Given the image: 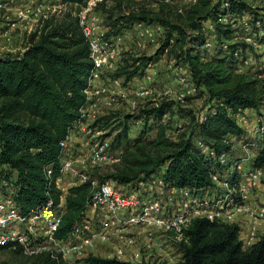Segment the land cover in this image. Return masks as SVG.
I'll list each match as a JSON object with an SVG mask.
<instances>
[{"label": "trees", "instance_id": "obj_1", "mask_svg": "<svg viewBox=\"0 0 264 264\" xmlns=\"http://www.w3.org/2000/svg\"><path fill=\"white\" fill-rule=\"evenodd\" d=\"M62 1L76 9L86 2ZM109 1L110 8L109 4H99L108 19L106 35L121 33L136 21L159 22L166 31L157 53L163 54L169 49L172 54L179 50L171 58L189 66L198 93L207 95L212 105L200 120L191 114V129L176 137H171L169 132L173 128L169 124L171 117L176 114L177 104L173 100L140 105L135 112L124 113L116 124L112 123L114 115L99 117L91 128L102 131L100 137L105 139L110 138L108 130L115 124L119 130L110 145L121 148L120 162L113 165L112 172L99 177H112L124 183L141 175L160 173L173 186L203 189L213 185L211 173L219 170L227 172L233 181L239 175L240 161L231 160L232 147L234 140L245 138L247 132L238 125L234 115L245 108L259 112L264 104V71L238 70L235 54L241 50L239 54L244 55L247 44L235 38L236 27L230 21L219 18L249 13L253 22L260 20L264 28V16H259L247 0H196L182 13L176 4L159 0L154 10L145 5L127 6L128 11L122 14H115V9L122 10L125 1L131 4L135 1ZM64 16L58 21L46 19L38 31L30 34L21 54L0 55V164L16 172L17 203L22 211L37 207L49 196L56 197L57 192L47 188L50 181L53 187V178L46 177L44 168L48 164L57 167L59 143L80 119V109L86 103L85 89L93 68L89 46L76 17L70 13ZM206 20L212 21L215 37L214 53L207 57L199 51L205 39L203 23ZM170 38L173 43L169 42ZM155 58L126 60L113 74L128 81L141 76ZM165 118L169 121L165 122ZM137 121L143 122L142 129L130 138V126ZM197 139L217 155L228 153L226 163L209 158L196 145ZM256 152L251 166H264V138ZM87 194L86 185L69 190L66 210L55 233L57 238L71 229L84 208ZM238 235L235 223L194 219L177 245L181 256L176 264H264V236L244 247ZM0 252L21 257L20 264H67L48 253L29 257L3 246ZM85 263L132 264L95 256L87 257Z\"/></svg>", "mask_w": 264, "mask_h": 264}, {"label": "built area", "instance_id": "obj_2", "mask_svg": "<svg viewBox=\"0 0 264 264\" xmlns=\"http://www.w3.org/2000/svg\"><path fill=\"white\" fill-rule=\"evenodd\" d=\"M161 1L176 4L182 13L196 0H183L181 4L175 0ZM109 2L86 0L79 9L71 10L70 5L62 0H0V14L15 16L10 19L6 14L10 29L23 26L29 36L38 31L51 15L68 12L76 17L88 43L93 68L85 89L86 103L80 109V119L74 126L84 124L89 119L94 123L104 115L98 111L101 105L118 107L125 100L129 104L128 113H133L140 106V101L154 99L151 89L145 85L155 81L156 71L152 63L145 67L141 76H134L126 83L118 81L111 74L119 69L126 53H137L155 41L157 36L164 38L166 28L155 21H136L130 28L132 35L129 36L124 30L107 36L108 25L99 4L108 5ZM224 6H227L226 2ZM248 14H227L219 18L220 21H230L236 27L235 38L247 44L245 51L249 47H258L256 34L252 37L246 35H249L252 27L261 26L260 20L253 22ZM238 22L243 24V31L247 33L238 31ZM203 30L205 34L213 33L211 20L203 23ZM169 42L173 43V38ZM214 43L207 36L202 48L210 52ZM241 52L239 50L235 54L238 57V70L239 63L243 67L250 59V56L244 58L239 54ZM170 62L174 65L175 58H170ZM251 64L255 65V61ZM182 69L184 74L176 79L180 84L179 90L173 92V88L167 87L159 93L176 104L185 103L198 93L189 66L183 64ZM261 106L264 107V104ZM256 112V109L245 108L238 111L234 118L239 126L248 131V119L252 115L257 116ZM259 116L251 130L256 146L264 138V120ZM74 126L59 143L57 167L48 164L44 168L46 177L53 178V187L50 181L47 188H53L57 195L49 196L37 207L28 211L20 209L16 172L0 164V246L10 251L19 250L29 257L48 253L67 264H86L85 259L89 256L132 264H169L165 255L174 246L177 247L183 240L184 231L197 218L235 223L244 247L264 236L256 237V232L264 228V206L254 209L256 197H264V166L250 167L246 171L239 169V175L233 181L227 172L215 170L211 173L213 185L203 189L173 186L160 173L141 175L133 181L122 183L112 177H99L101 174L94 172L101 164L113 168L114 164L120 162L121 152L110 145L108 138L102 139L100 136L103 132L98 129H95V139L77 141L73 134ZM196 145L209 158L220 164L226 163L228 153L217 155L200 139L196 140ZM80 185L88 188L84 208L71 229L63 237L57 238L55 233L66 210V196L72 187ZM240 215H244L243 219L238 218Z\"/></svg>", "mask_w": 264, "mask_h": 264}, {"label": "rangeland", "instance_id": "obj_3", "mask_svg": "<svg viewBox=\"0 0 264 264\" xmlns=\"http://www.w3.org/2000/svg\"><path fill=\"white\" fill-rule=\"evenodd\" d=\"M158 1L159 0H138V1H135V4H131L125 1L122 3V10L115 9L114 12L115 14H122L123 11H126V12L128 11L127 6H130L131 8V7H134V6L136 7L139 5H145L147 8L154 10L157 7ZM175 1H179L178 3L181 4L183 0H175ZM247 2L250 3L255 8V11L259 16L261 15L264 16V0H247ZM111 6L112 4L110 2L108 7L110 8ZM70 9L75 10L76 8L70 6ZM6 14L9 16L10 19L15 18L14 15L9 14V13L3 14L2 12L0 14V55L21 54L28 45L29 35H27L23 26L10 29L11 25L7 24V23H10V21L8 22V19H7L8 17H6L7 16ZM65 14H54V15H51L50 18H53V21H58L61 18H63ZM105 15L106 14L102 11V16L103 18H105L104 21L106 24L108 22V19L106 18L107 16ZM248 15L251 16V14H248ZM24 23L25 22H23L22 25ZM237 25L239 29L238 31L239 32L242 31L240 33H247L246 31H243L244 27L242 23L238 22ZM130 28L131 27H129L126 30L129 36L132 35ZM248 32H249V35H246V36L252 37L254 34H256V38L258 41V47H255V48L249 47L248 50H246L243 53L244 58L250 56V59L248 63H246L243 67L241 63H239V67H240L239 70L241 71L256 70V69L259 70L260 68L264 70V35H263L264 28L262 27V25L260 26V28L254 26ZM259 33H260V36H258ZM207 36L210 37V40L213 39L215 41V37L213 33L207 32L205 34V38ZM163 40H164L163 37L157 36V39L153 42L148 43L145 48L139 49L137 53H126L122 58L121 66L125 63L126 60L131 61V59L135 57H144V56L156 57L151 62L152 63L151 65L154 67L156 71L155 81L148 82L147 84H145L146 88L151 89L150 93H153L152 99L154 98L155 100L153 99L152 101L150 100L140 101L141 99H139L138 101H140L139 102V105H141L140 107L146 106L150 103H152L151 105H153L156 101L159 102L162 100H166V98L159 93H161V91H163L167 87L173 88L174 89L173 92H177L179 90L180 84H178L176 79H178L180 76L184 74L183 69H182L183 63H182V60H178V62L176 61L174 65L171 64L170 62L171 55L178 54L179 50H175L172 52V54H169L171 52L168 49L163 54L161 53L158 54L157 51L160 50ZM214 46H215V43H214ZM199 51H201L202 54H205L206 57L214 53V49L210 50L209 52V51H205L204 48H202V49H199ZM237 60H238V57H237ZM252 61H255V65L251 64ZM111 75L114 76V78L116 79L118 78L114 74H111ZM120 78L124 79L123 76H119V79ZM126 82H127L126 80H122V83H126ZM120 105H121L120 108L117 106H111V105H108V106L101 105L98 111L104 115H109V114L114 115L115 118L112 121V123L114 122L116 124L118 121L122 120L124 113L130 111L129 104L127 103V101L125 100L122 101ZM211 105L212 103L207 99V95L205 94L202 95L201 93H197L194 97L187 99L185 103H178L175 107L176 114L175 116L171 117V120H170L171 123H169L173 127L169 131L171 137H176L178 133L191 129V125H190L191 114L194 116L196 120H200L203 118L205 113L209 111V109L211 108ZM256 114L257 116L252 115L248 119L249 128H248V131L246 130L247 131L246 137L242 139L234 140L232 157L230 156L231 160L238 159V161H240L238 169L243 170V171H246L247 169L252 167L251 166L252 161H253L252 159L255 157L254 155L257 151V148H259L258 145L256 146V144L253 143L254 140L252 139L254 138L251 134V130L253 129L252 127L257 123L256 120H257V117H260L259 115H261L264 120V107L261 106L260 111L259 112L257 111ZM167 121L169 120L165 118V122ZM92 124H93V121L89 119L84 124L74 126L73 134L75 135V139L77 141L95 139V137L97 136V130L91 128ZM115 124H114V127L108 130V134L110 135V138H108V140H111L113 136L116 134V132L119 130V127L115 128ZM142 126H143L142 121L133 122L129 129V137L133 138L137 136L140 133ZM77 144H80V142ZM114 149L118 151L119 153L121 152V148L115 147ZM112 171H113V168L108 164H101L94 170L96 174H101V175H104L105 173L112 172ZM254 206L255 207L258 206V208L264 206V197L262 195L259 196L258 198L256 197V200L254 201ZM258 208L256 207L254 209L257 210ZM243 217L244 215L238 216L239 219H243ZM262 223L264 225V220L262 221ZM261 235H264V228H260L256 232V237H259ZM180 256H181L180 250L178 249V247L174 246L172 249H170L167 252V254L165 255V258L169 264H174V263L176 264V262L179 261ZM20 261H21V257L13 256L12 254L8 252H0V264H20Z\"/></svg>", "mask_w": 264, "mask_h": 264}, {"label": "crops", "instance_id": "obj_4", "mask_svg": "<svg viewBox=\"0 0 264 264\" xmlns=\"http://www.w3.org/2000/svg\"><path fill=\"white\" fill-rule=\"evenodd\" d=\"M117 80H118V81H122V80H124V79H121V78L119 79V77H118V78H117ZM129 80H130V79H129ZM129 80H128V81H129ZM118 107L120 108V107H121V105H120V106H118ZM126 113H128V112H126ZM233 146H234V145H233ZM232 149H233V147H232Z\"/></svg>", "mask_w": 264, "mask_h": 264}]
</instances>
